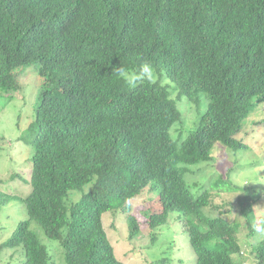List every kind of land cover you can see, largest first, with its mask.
Returning <instances> with one entry per match:
<instances>
[{"label":"trees","instance_id":"obj_1","mask_svg":"<svg viewBox=\"0 0 264 264\" xmlns=\"http://www.w3.org/2000/svg\"><path fill=\"white\" fill-rule=\"evenodd\" d=\"M25 55L32 61L0 65V100L20 89L24 67L35 63L42 79L23 139L27 172L14 169L0 190V212L15 203L27 218L0 253L13 264H124L102 217L125 214L133 241L131 202L147 191L152 244L177 213L195 264H237L244 247L264 264V236L252 238L263 229L253 222L259 195L232 184L231 171L214 190L198 182L216 143L248 149L235 136L264 95V0H0V59ZM201 95L206 110L174 143L171 128ZM235 191L242 238L238 219L211 206Z\"/></svg>","mask_w":264,"mask_h":264},{"label":"rangeland","instance_id":"obj_2","mask_svg":"<svg viewBox=\"0 0 264 264\" xmlns=\"http://www.w3.org/2000/svg\"><path fill=\"white\" fill-rule=\"evenodd\" d=\"M30 61H32V55H25V58H1L0 65L1 67L8 65L10 68H15ZM17 79L21 86L20 89L15 93H11L10 98L7 99L6 96H3L0 100V190L8 187V182L3 179L11 176L13 171L27 172L25 164L27 158L30 157L29 154L31 155L32 152L31 150L30 152L28 151L29 146L24 143L23 139L25 130L33 120L34 106L35 102H37L42 79L38 74L35 63L24 67ZM207 103L206 96L201 95L199 110L189 104L192 110L185 114L184 119L182 115V122L175 123L170 130L174 143L179 142L180 134L185 135L187 130L193 127L194 122L198 120V116L206 110ZM177 125H182L189 129L184 128L180 132L177 130ZM235 138L246 144L248 149L234 154L230 149L216 143L211 152L214 160L209 163L211 165H207L203 173L205 176L200 177L198 182L202 185L205 184L204 189L208 191L214 190L220 181L226 178L228 171H231L229 181L232 184L240 187L242 192L248 189L255 191L259 195L252 209L255 215L253 222L264 229V95L256 96L251 100L249 111L241 121L240 132ZM188 169L189 174L192 172V168ZM209 176L213 177L208 179ZM9 185L19 190L23 183H16V185L10 183ZM7 191L10 190L8 189ZM213 193L215 191H211L210 195ZM238 193V191H235L221 194L217 197L215 195L211 206H215V213L213 214L220 213L223 218L229 221L238 219L241 224L239 237L242 238L248 234V229L245 226V219L239 214L236 201ZM78 198L79 196H75L73 200ZM149 198L150 194L146 191L131 202V214L138 220L141 232L133 241H128L127 239L125 214H103V226L113 246L116 258L124 264H148L149 262L151 264H195L194 255L187 245L183 222L182 220H176L177 213L169 215L167 225L158 234L155 244H152L147 228L143 223L145 220V203ZM155 199L157 200L158 198ZM26 218V211L23 205L16 206L13 203L3 208L0 212V243L10 235L11 230L14 229L18 221ZM263 229L257 228L252 238H257L260 235L264 236ZM48 245L53 246L54 243L50 241ZM242 250L244 258L237 264H254L256 260L252 254L249 255V248L244 247ZM11 256V251H1L0 263L11 262L13 264ZM15 256L17 255L15 254ZM234 258L236 256H233ZM57 263L60 264V261H57Z\"/></svg>","mask_w":264,"mask_h":264}]
</instances>
